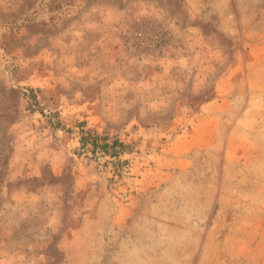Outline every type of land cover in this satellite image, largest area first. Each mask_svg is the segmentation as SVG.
Returning a JSON list of instances; mask_svg holds the SVG:
<instances>
[{"label": "rangeland", "instance_id": "obj_1", "mask_svg": "<svg viewBox=\"0 0 264 264\" xmlns=\"http://www.w3.org/2000/svg\"><path fill=\"white\" fill-rule=\"evenodd\" d=\"M0 264H264V0H0Z\"/></svg>", "mask_w": 264, "mask_h": 264}]
</instances>
